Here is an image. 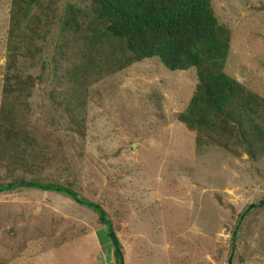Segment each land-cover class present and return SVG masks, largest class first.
<instances>
[{"label":"rangeland","instance_id":"obj_1","mask_svg":"<svg viewBox=\"0 0 264 264\" xmlns=\"http://www.w3.org/2000/svg\"><path fill=\"white\" fill-rule=\"evenodd\" d=\"M14 1L0 0V99ZM90 4L35 0L26 10L20 4V50L33 39L26 25L33 16L45 11L53 21L35 40L37 54L18 64L36 80L22 122L53 159L40 179L68 183L104 210L123 264H264V207L249 209L264 199V156L253 161L216 147L196 154L194 133L177 120L197 85L194 69L169 71L153 58L93 80L83 137L51 101L53 89L70 88L66 76L83 48L60 32V23L69 7L88 13ZM211 8L230 37L224 73L264 99V0H212ZM4 178L0 167V183ZM0 264L115 258L96 213L58 194L16 190L0 193Z\"/></svg>","mask_w":264,"mask_h":264},{"label":"trees","instance_id":"obj_2","mask_svg":"<svg viewBox=\"0 0 264 264\" xmlns=\"http://www.w3.org/2000/svg\"><path fill=\"white\" fill-rule=\"evenodd\" d=\"M30 2L35 0H15V11L10 17L0 99V167L5 169L4 180L8 182L0 183V193H54L93 211L106 229L115 264H123L120 244L104 210L81 198L70 184L46 182L39 177V172L53 159L35 142L26 122H22L29 112L28 102L36 80L23 75L18 64L22 56L37 54L35 40L48 33L53 21L45 17V11H38L39 15L26 24L33 39L27 38L20 50V37L16 34L21 21L18 13L20 4H25L26 10ZM211 2L91 0L88 13L69 7L60 23V32L69 33L68 39L83 48L79 49V61L66 76L70 88L63 92L53 89L49 95L54 105L65 112L74 131L80 137L85 134L88 88L93 80L156 58L169 71L195 70L197 85L177 120L194 133L197 155L216 147L233 155L244 154L253 161L264 156V99L224 73L230 37L215 18ZM17 173L19 177H14ZM26 174L31 175L30 180L25 179ZM263 207L264 199L250 209ZM247 214L245 210L237 222L231 249L236 230Z\"/></svg>","mask_w":264,"mask_h":264},{"label":"water","instance_id":"obj_3","mask_svg":"<svg viewBox=\"0 0 264 264\" xmlns=\"http://www.w3.org/2000/svg\"><path fill=\"white\" fill-rule=\"evenodd\" d=\"M250 209V208H249ZM228 264H230V261H228Z\"/></svg>","mask_w":264,"mask_h":264}]
</instances>
